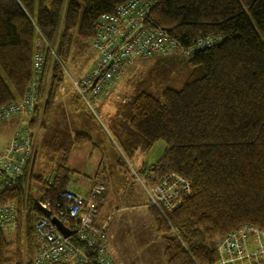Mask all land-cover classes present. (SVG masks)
<instances>
[{"label": "trees", "instance_id": "16d2710c", "mask_svg": "<svg viewBox=\"0 0 264 264\" xmlns=\"http://www.w3.org/2000/svg\"><path fill=\"white\" fill-rule=\"evenodd\" d=\"M127 1L0 0V106L23 95L33 75L36 39L43 35L48 43L39 81V97L48 84L43 123L64 86L65 62L75 43L92 39L100 15ZM149 18L183 47L201 37L220 40L190 57L181 55L190 72L180 89L167 87L159 98L136 93L111 116L109 129L125 156L122 162L163 147L151 170L139 168L147 183L176 173L190 184V193L166 217L150 209L164 242L161 264H213L217 243L227 234L245 225L264 230V0H155ZM37 109L31 124L39 119ZM73 142L93 144L84 133ZM76 173L64 162L51 184L39 178L42 199L59 201ZM21 198L18 182L0 193V204H21ZM21 227L19 216L14 239L0 227V264L8 261L14 242L17 264H24V242L26 264H32L33 228L28 225L24 238Z\"/></svg>", "mask_w": 264, "mask_h": 264}, {"label": "built area", "instance_id": "2783aa9c", "mask_svg": "<svg viewBox=\"0 0 264 264\" xmlns=\"http://www.w3.org/2000/svg\"><path fill=\"white\" fill-rule=\"evenodd\" d=\"M154 3L155 0H128L98 18L91 39L94 50L91 63L79 77L68 73L72 89L90 109H94L105 88L120 76L122 68L137 58L169 54L190 57L198 49L220 40L216 36L201 37L194 45L183 47L167 30L150 21ZM40 43L37 40L36 46ZM44 60L43 52L37 49L33 55L32 79L23 95L17 101L0 106V122L23 116L13 138L0 147V193L14 189L18 182L22 187L21 204L12 201L0 204V227L7 234L13 233L21 216L25 238L28 225H31L36 243L32 264H120L110 252L107 222H97L105 183H94L83 193L68 186L56 202L35 200L38 213L32 215L28 191L40 121L31 124V120L43 98L39 97V81ZM142 184L150 204L164 217L190 193L187 179L176 173L166 174L153 184L144 181ZM38 206L49 210L50 215L42 213ZM52 217L59 219L73 233L62 234ZM252 242L258 245L250 248ZM217 253L218 260L213 264H264V230L245 225L221 239L217 243Z\"/></svg>", "mask_w": 264, "mask_h": 264}, {"label": "rangeland", "instance_id": "374dc122", "mask_svg": "<svg viewBox=\"0 0 264 264\" xmlns=\"http://www.w3.org/2000/svg\"><path fill=\"white\" fill-rule=\"evenodd\" d=\"M41 36L42 39H36V41H41L38 49L45 53L44 45L48 43L44 36ZM93 56L94 50L91 39L88 41H77L73 47L72 54L65 62L67 72L72 77H79L85 72ZM50 71H52V65ZM189 72L187 60L180 54L141 57L137 58L133 63L126 64L122 68L120 76L112 84L108 85L100 99L96 100L94 109H89L92 117L87 116L88 119L85 121L88 134L93 138L100 137L107 150L109 147L115 146L114 142L117 145L115 137L109 129L111 128L109 117L105 113L107 115L110 114L111 119V115L118 111L119 106L124 101L141 91L149 92L159 98L167 87L180 89ZM63 85H72L68 74H66ZM47 86L36 112L40 125L36 132V154L28 191L32 205L35 204V200L42 199L43 190L41 182L38 180L39 178L44 180L52 179L54 170L59 164L64 162L72 169L78 167L86 171L89 170L88 173H90L93 167H96L97 159L102 155L100 152H96L87 156L88 148L85 145L80 146L73 142L78 131L82 128L77 127L76 121L66 115V112L61 107L62 100H60L59 95L56 98L50 116H45L42 123L47 99ZM77 99L82 102L81 98L77 97ZM22 120L23 116H17L0 122V126L3 122L8 125V128L0 127V147L5 141V144H7L13 138ZM15 122H17L16 130L9 137L12 133L9 127ZM162 148V146L153 147L148 152L135 153L131 158L129 157V160L125 159L126 161H123L125 168L130 169L132 172L133 180H129L137 197L129 196V194L125 193L121 194V192L117 191V193L115 192L117 196L113 195L112 198L107 199L103 204L99 219L104 218L107 222L106 231L109 238L110 252L120 264H161L164 262V242L157 232L150 214V209L155 207L150 204L149 197L142 184V181L147 182V176L144 172L139 171L141 164L137 162L139 157L142 159L141 157L144 156V161L148 162L147 165H149L147 168L151 170L150 167L162 157ZM119 150L121 149L119 148ZM110 151L112 158H114L116 155L115 151ZM122 156L125 157L124 154ZM78 177H81L84 181L86 179L85 176L73 174L74 179ZM116 184L119 185L117 182ZM107 186L108 183H106V189ZM14 233L15 231L8 234V238L14 239ZM23 245V258L24 264H26L25 242ZM257 245L256 242H252L250 248H254ZM7 258L8 261L5 264H17V244L15 242L10 246Z\"/></svg>", "mask_w": 264, "mask_h": 264}, {"label": "crops", "instance_id": "0c3cea01", "mask_svg": "<svg viewBox=\"0 0 264 264\" xmlns=\"http://www.w3.org/2000/svg\"><path fill=\"white\" fill-rule=\"evenodd\" d=\"M72 90H73L72 85H64L62 87V89L60 90L59 96H60V100H62L61 101V107L66 112V115L70 116L72 119H74L76 121L77 127L82 128V129H80V131L77 130L78 133H84V134L89 135L87 130H86L85 121H87V119H88L87 116L92 117V115L89 111L90 108L87 107V105L85 103H83V101L80 102L76 98V96L74 95ZM105 115L107 117H109L108 120L110 123V121H111L110 114L107 115L105 113ZM112 115H114V114H112ZM16 123L17 122H15L14 124H12L9 127L11 132H12L9 137H11L14 134L16 127H17ZM1 124L2 125L0 127H7L8 126V125H5L4 122ZM90 137L93 140V144L85 145L88 148V151L86 152L87 156L93 155L96 152H100L102 155L100 158L97 159V163L95 164L96 167H93V169L90 173H88L89 170L86 171V170H83L82 168H78V167L73 168V169L71 168L72 170H75L77 172L76 174L78 176H85L86 179L84 181L81 177H78L77 179L72 178V181L70 182L69 186L71 188H73L75 191H77L79 193H83L92 184L97 183V182L107 181L108 188L105 191V198L103 199L102 204L99 206V214H98V219H99L103 204L106 202L107 199L112 198L113 195L117 196L116 195L117 191L121 192V194L122 193L129 194V196L133 195V196L137 197V195L134 194L135 191H133L132 185L130 184V182H131L130 180H133L132 179L133 178L132 172L130 169L129 170L126 169L125 165L122 164L123 163L122 159H121L122 152L119 150L116 143L113 141L115 146L109 147V149L107 150L104 147V143L100 139V137L99 138H93L92 136H90ZM5 143H6V141L4 142L3 145H1V147L4 146ZM160 146L161 145L159 144V147ZM76 148H80V147H76ZM91 150H92V152H91ZM110 150L115 151L116 155L114 156V158H112ZM141 158L142 159H140V157H139V159H137V162L139 164H141L140 167H142L144 165L149 166V165H147L148 162L144 161L145 160L144 156H142ZM130 173H131V175H130ZM116 182L119 183V185H117ZM106 219H108V218H106ZM99 221L100 222L104 221V218L99 219ZM107 235H108V233H107Z\"/></svg>", "mask_w": 264, "mask_h": 264}, {"label": "water", "instance_id": "95a60500", "mask_svg": "<svg viewBox=\"0 0 264 264\" xmlns=\"http://www.w3.org/2000/svg\"><path fill=\"white\" fill-rule=\"evenodd\" d=\"M38 208L40 209V211L42 213H44L45 215L49 216L50 215V211L47 209H43L42 207L38 206ZM52 222L56 225L57 229L64 234L65 236H69L73 233L72 230H70L69 228H67L59 219H57L56 217H52Z\"/></svg>", "mask_w": 264, "mask_h": 264}]
</instances>
